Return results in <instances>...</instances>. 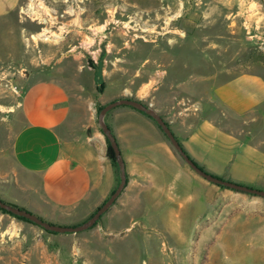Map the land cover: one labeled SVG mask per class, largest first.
I'll list each match as a JSON object with an SVG mask.
<instances>
[{
	"label": "rangeland",
	"instance_id": "374dc122",
	"mask_svg": "<svg viewBox=\"0 0 264 264\" xmlns=\"http://www.w3.org/2000/svg\"><path fill=\"white\" fill-rule=\"evenodd\" d=\"M29 5L34 14H28ZM247 9L255 14L250 22L258 26L255 34L245 25ZM18 15L19 24L13 21L21 29L17 60L6 59L9 49L20 47L14 40L8 45L0 24V199L21 209V192L6 172L19 127L22 83L38 68L56 73L70 90L82 79L85 90L76 105L83 113L77 126L86 123L89 105L90 112L97 108L94 125L102 133L99 109L110 102L101 95L113 91L114 78L125 81L122 90L136 72L138 87L158 82L162 68L154 64L164 61L172 64V82L213 72L185 68L178 63L184 58L217 59L219 72L234 75L264 71V0H22ZM32 35L40 39L33 41ZM104 69L110 75L104 77ZM192 88L184 94L195 92ZM116 160L120 184L117 155ZM223 190L201 187L185 206L155 203L159 209L151 215L159 226L137 218L141 211L124 213L114 220L117 226L123 223L116 231L104 224L111 209L88 230L58 233L0 208V264H264V197ZM165 193L156 196L165 200Z\"/></svg>",
	"mask_w": 264,
	"mask_h": 264
},
{
	"label": "crops",
	"instance_id": "0c3cea01",
	"mask_svg": "<svg viewBox=\"0 0 264 264\" xmlns=\"http://www.w3.org/2000/svg\"><path fill=\"white\" fill-rule=\"evenodd\" d=\"M21 1L0 0L1 32L7 36L8 45L14 40L20 47L7 51L8 60L21 58V29L13 27V21L18 23L20 17ZM246 14L245 25L250 24L246 27L255 34L258 26L250 23L255 14L250 9ZM178 63L185 68L210 67L213 72L200 70L184 81L172 82L168 69L172 64L164 61L154 64L162 68L158 82L138 87L136 72L122 90L125 81L114 78L110 81L113 91L101 99L143 102L160 114L185 152L205 172L264 190V71L251 69L235 75L219 72L218 60L211 58H184ZM107 74L104 69V77ZM54 75L47 67H40L23 80L19 127L6 178L21 192L17 203L24 209L49 223L77 226L117 189L119 175L108 157L106 138L94 125L97 108L90 112L87 105L86 123L77 126L83 113L76 105L85 90L82 79L70 90ZM192 85L195 92L184 94ZM105 120L118 142L127 173L126 186L109 208L111 216L104 220L108 230L121 227L123 223L117 226L114 221L117 217L137 211L143 212L137 218L159 226L160 221L151 215L159 209L155 203L185 206L195 200L201 187L220 193L230 189L212 186L196 173L146 113L123 105L111 110ZM160 191L168 194L167 199H158Z\"/></svg>",
	"mask_w": 264,
	"mask_h": 264
},
{
	"label": "water",
	"instance_id": "95a60500",
	"mask_svg": "<svg viewBox=\"0 0 264 264\" xmlns=\"http://www.w3.org/2000/svg\"><path fill=\"white\" fill-rule=\"evenodd\" d=\"M123 105L133 107L139 111L146 113L150 117H152L158 123V125L162 128V130L164 131V133L166 134V136L168 137V139L170 140V142L172 143L176 151L183 158V160L196 173H198L200 176L205 178L207 181L213 184L219 185V186H224L226 188L239 191V192H244V193L264 197V190H258L255 188H250L248 186L229 182V181L217 178L205 172L185 152L179 140L175 137L172 130L170 129L169 125L165 122V120L160 116V114L157 111H155L150 106L144 104L141 101L126 98V99H120V100L111 102L107 104L106 106H104L98 117V123L100 124L103 133L107 136L111 146L113 147L114 152L117 155L118 162L120 165L121 182L119 186L117 187V189L111 194V196L106 200V202L94 213V215L91 217V219L87 223L80 225V226H61V225L50 224L46 222L45 220H43L41 217L37 216L36 214H33L25 209L14 207L2 201L1 199H0V208L12 214L29 219L35 222L36 224L40 225L41 227L45 228L46 230L52 231V232L78 233V232H82V231L88 230L89 228L93 227L102 218L105 212H107L108 209L115 203V201L117 200L119 195L122 193L127 183L126 165L123 160L121 150L119 148V145H118V142L115 136L113 135L111 129L109 128L105 120L107 114L111 110H113L116 107L123 106ZM88 134L91 135L90 129L88 130Z\"/></svg>",
	"mask_w": 264,
	"mask_h": 264
},
{
	"label": "trees",
	"instance_id": "16d2710c",
	"mask_svg": "<svg viewBox=\"0 0 264 264\" xmlns=\"http://www.w3.org/2000/svg\"><path fill=\"white\" fill-rule=\"evenodd\" d=\"M103 109V107H101L100 109H99V111L101 112V110ZM108 157H109V159L112 161V163H113V165L116 167L117 166V160H116V154H115V152H114V150H113V147L111 146V144H110V142L108 141ZM12 206H14V205H12ZM14 207H16V206H14ZM3 210V209H2ZM4 212H7V211H5V210H3ZM94 215V214H93ZM92 215V216H93ZM91 216V217H92Z\"/></svg>",
	"mask_w": 264,
	"mask_h": 264
},
{
	"label": "built area",
	"instance_id": "2783aa9c",
	"mask_svg": "<svg viewBox=\"0 0 264 264\" xmlns=\"http://www.w3.org/2000/svg\"><path fill=\"white\" fill-rule=\"evenodd\" d=\"M40 8H41V6H40ZM27 12H28V14L30 13V14H34L33 13V7L32 6H30L29 5V7H28V9H27ZM42 33H44V32H42ZM38 35V34H37ZM37 35H32L31 36V39L33 40V41H37L38 39H40V38H38V39H35V36H37ZM16 92H18V89L16 88Z\"/></svg>",
	"mask_w": 264,
	"mask_h": 264
},
{
	"label": "bare ground",
	"instance_id": "6f19581e",
	"mask_svg": "<svg viewBox=\"0 0 264 264\" xmlns=\"http://www.w3.org/2000/svg\"><path fill=\"white\" fill-rule=\"evenodd\" d=\"M35 38H37V37H35Z\"/></svg>",
	"mask_w": 264,
	"mask_h": 264
}]
</instances>
